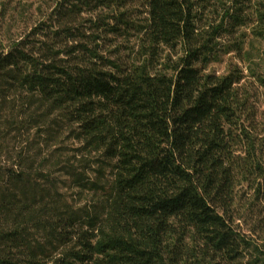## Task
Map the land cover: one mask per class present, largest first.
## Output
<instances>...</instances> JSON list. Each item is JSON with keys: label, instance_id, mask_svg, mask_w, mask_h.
<instances>
[{"label": "trees", "instance_id": "1", "mask_svg": "<svg viewBox=\"0 0 264 264\" xmlns=\"http://www.w3.org/2000/svg\"><path fill=\"white\" fill-rule=\"evenodd\" d=\"M13 1L0 264H264V0Z\"/></svg>", "mask_w": 264, "mask_h": 264}, {"label": "rangeland", "instance_id": "2", "mask_svg": "<svg viewBox=\"0 0 264 264\" xmlns=\"http://www.w3.org/2000/svg\"><path fill=\"white\" fill-rule=\"evenodd\" d=\"M39 2H44V0H14L13 4H18L16 12H10L8 17V23L10 26V36L18 37L21 32L25 31L27 27V14H30ZM34 18V17H32ZM31 18V20H32ZM248 32V30H247ZM229 59L225 56L222 62L210 64L208 70L215 71L217 73H222L225 69V62ZM261 99H259L260 101ZM260 104V103H259ZM260 107V105H259ZM261 108V107H260Z\"/></svg>", "mask_w": 264, "mask_h": 264}]
</instances>
